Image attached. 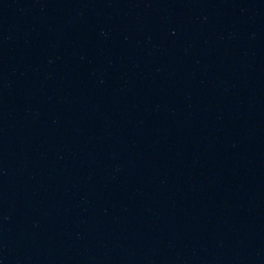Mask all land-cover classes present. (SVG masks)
I'll return each mask as SVG.
<instances>
[{
    "label": "water",
    "instance_id": "obj_1",
    "mask_svg": "<svg viewBox=\"0 0 264 264\" xmlns=\"http://www.w3.org/2000/svg\"><path fill=\"white\" fill-rule=\"evenodd\" d=\"M0 264H264V0H0Z\"/></svg>",
    "mask_w": 264,
    "mask_h": 264
}]
</instances>
